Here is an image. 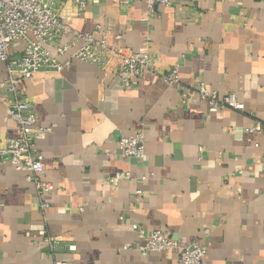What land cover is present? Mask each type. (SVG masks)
Wrapping results in <instances>:
<instances>
[{
  "label": "crops",
  "instance_id": "obj_1",
  "mask_svg": "<svg viewBox=\"0 0 264 264\" xmlns=\"http://www.w3.org/2000/svg\"><path fill=\"white\" fill-rule=\"evenodd\" d=\"M54 1L74 30L147 49L157 71L127 87L115 59L104 69L71 58L78 41L61 57L62 72L26 80L39 124L51 128L38 145L55 188L40 197L27 171L2 162L0 264H53L32 241L39 230L69 264H182L180 250L192 242L207 249L204 264H264V133L249 130L264 125V0H177L154 14L144 0ZM24 48L14 44L12 56ZM177 63L183 86L234 93L244 109L184 102L162 78ZM6 75L0 62V82ZM10 99L0 88V147L19 133ZM143 127L145 160L121 157L120 136ZM138 228L161 230L178 246L142 256Z\"/></svg>",
  "mask_w": 264,
  "mask_h": 264
},
{
  "label": "built area",
  "instance_id": "obj_2",
  "mask_svg": "<svg viewBox=\"0 0 264 264\" xmlns=\"http://www.w3.org/2000/svg\"><path fill=\"white\" fill-rule=\"evenodd\" d=\"M144 1L149 14H154L158 5L172 6L177 3V0ZM78 4L85 6V1L80 0ZM69 36L72 39L68 40ZM20 41L25 42L23 53L17 57L12 56L11 48ZM78 41H81V45L71 53V58L91 62L104 69L109 68L115 59L113 70L127 87L133 86L146 71H157L156 61L147 49L135 51L131 48L110 47L106 37L97 38L91 32L74 30L62 17L54 0H0V62L6 63L7 71L5 79L0 82V88L10 93V117L19 126L18 136L0 147V165L9 161L16 169L27 171L40 197L55 188L53 183L43 178L44 155L38 145V140L50 132L51 128L39 124L36 109L27 97L26 80L38 72H62L66 63L61 57L67 55ZM49 44H55L57 54L51 52ZM180 67L181 63L175 64L172 70L162 74V78L178 88L184 102L189 99L207 101L212 111L225 106L244 109V103L234 93L221 95L204 83L193 90L186 88L181 82ZM249 130L264 133V125L258 123ZM145 131L143 127L132 134L120 136L118 145L121 157L145 160ZM239 172L242 173V170ZM130 175L127 173V176ZM141 196L142 191L139 189L136 191V199L140 200ZM41 206L43 209L48 208V202L43 201ZM137 233L142 241L134 249L142 256L150 252H166L178 246L176 241L161 230L146 234L145 230L138 228ZM32 241L38 247L49 250L54 256L53 264H69L58 257V242L46 230H39ZM75 248L74 245L70 246L71 250ZM206 254L207 249L200 242H192L181 248L179 257L182 264H204Z\"/></svg>",
  "mask_w": 264,
  "mask_h": 264
}]
</instances>
